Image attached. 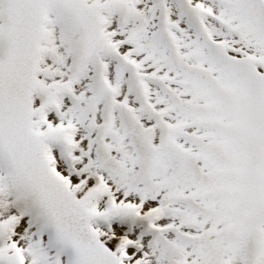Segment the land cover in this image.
<instances>
[{
	"label": "snow or ice",
	"instance_id": "6c2138e0",
	"mask_svg": "<svg viewBox=\"0 0 264 264\" xmlns=\"http://www.w3.org/2000/svg\"><path fill=\"white\" fill-rule=\"evenodd\" d=\"M0 264H264V0H0Z\"/></svg>",
	"mask_w": 264,
	"mask_h": 264
}]
</instances>
